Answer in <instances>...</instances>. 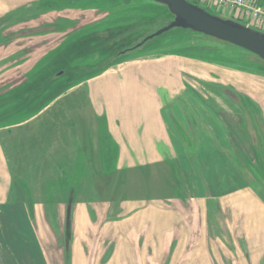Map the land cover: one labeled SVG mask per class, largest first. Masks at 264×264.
<instances>
[{
    "label": "crops",
    "instance_id": "0c3cea01",
    "mask_svg": "<svg viewBox=\"0 0 264 264\" xmlns=\"http://www.w3.org/2000/svg\"><path fill=\"white\" fill-rule=\"evenodd\" d=\"M172 60L178 62L171 68L177 85L182 74L194 78L188 80L183 96L171 98L151 117L140 111L145 98L133 95L131 110L138 114L131 115L129 110L122 124L120 117L112 115L111 120L106 112L98 114L93 109L96 119L105 121L104 127L99 124L83 133L74 150L56 162L54 186L59 192H49L51 173L44 177L48 184L36 201L25 181L12 170L9 174L3 164L0 264H65V257L70 264H101L109 244L113 254L107 264H163L165 256L167 264H261L264 201L257 191L259 182L244 163L248 152L242 145L241 153L237 151L227 129L196 92L215 77L222 86L245 94L260 114L264 96L259 78L195 60L163 58ZM136 62L117 65L75 86L94 84L117 68L121 74L120 69ZM146 70L154 72L150 67ZM160 80L163 88L174 85ZM133 85L139 92L140 85ZM104 88L108 94L110 89ZM98 95L105 104L103 94L97 91ZM249 161L254 167L253 155ZM159 168L169 170L172 181L165 179L152 198L151 194L127 198L123 189L130 172L146 173L145 179L151 181L158 177ZM119 184L117 192L114 187ZM66 228L71 233L68 244Z\"/></svg>",
    "mask_w": 264,
    "mask_h": 264
},
{
    "label": "rangeland",
    "instance_id": "374dc122",
    "mask_svg": "<svg viewBox=\"0 0 264 264\" xmlns=\"http://www.w3.org/2000/svg\"><path fill=\"white\" fill-rule=\"evenodd\" d=\"M73 1L0 0V4H4L0 6V172L6 165L9 174L12 170L18 179L25 181L26 187L37 196L36 201L43 192L44 185L48 184L45 178L48 179L47 176L51 173L52 185L49 192H59L60 188L54 186V174L58 169L56 162L63 160L65 152L74 150L83 133L99 127V124L104 127L105 121L96 119L93 109L98 114L106 112L111 120L112 115L120 117L119 124H122L126 113L134 108L133 95L145 98L146 103L144 102L140 111L143 116L151 117L156 115L160 106L171 102V98L176 100L183 96L189 87L188 80L192 77L182 74L180 70L184 77L177 85L175 72L171 68H176L178 62L163 61L165 57L195 60L250 74L259 78L261 96H264L263 61L232 45L183 30L169 32L126 56H116L115 61L114 58H109L111 55L107 48L92 54L95 45L98 47V42L106 36L99 34L103 31L124 32L135 26L133 30L122 33L119 39L121 42L123 40L119 44L122 49H127L171 21L172 16L165 7L148 0ZM188 1L195 2L201 8H208L212 15L264 32V29H258L250 22L240 21L233 14L218 12L212 6L197 0ZM62 3L73 7L61 9ZM51 7L55 9L52 10ZM208 49L218 51L221 57L231 62L224 64L214 56L207 55ZM107 59L112 63V69L136 60L138 64L130 63L131 67L120 69L121 74L117 68L116 72L112 71L110 76L94 84L68 88L71 81L81 77V71L77 67L95 65ZM140 62L149 64L140 65ZM149 67L154 72H148L146 69ZM182 68L183 66L179 69ZM59 71H63L64 76L57 78L55 75ZM160 76L165 82L174 85L169 89L161 87ZM212 79L211 83L202 85L196 92L205 98L200 101L206 104L222 127L227 129V135L238 152L241 153V145L245 144L243 150L248 152L245 155L249 158L244 157V163L253 180L259 182L256 184L257 191L264 201V103L259 108V114L255 103L246 98L245 94L222 86L215 77ZM132 82L140 85L139 92ZM104 87L110 89L108 94ZM97 91L103 94L105 104L103 98L96 96ZM177 93L179 95L175 97ZM136 101L134 100L135 103ZM138 101L140 104V99ZM133 114L138 113L131 110V115ZM252 154L254 167L249 161ZM166 170L159 168L156 171L158 177L154 176L151 181L145 179L146 173L130 172L123 189L127 198L148 197L150 194L152 198L156 191L162 189L165 179L172 181L171 172ZM4 190L5 183L0 176V199ZM114 190L118 192L120 184ZM164 190L165 188L162 191ZM261 264H264V255Z\"/></svg>",
    "mask_w": 264,
    "mask_h": 264
},
{
    "label": "water",
    "instance_id": "95a60500",
    "mask_svg": "<svg viewBox=\"0 0 264 264\" xmlns=\"http://www.w3.org/2000/svg\"><path fill=\"white\" fill-rule=\"evenodd\" d=\"M163 6L172 16L171 21L165 23L153 33L141 38L131 47L123 50L119 56L123 57L142 49L153 40L173 31H190L216 41L232 45L248 52L264 62V33L239 22L212 15L201 7L186 0H149ZM59 71L55 76H63ZM71 207V205L69 206Z\"/></svg>",
    "mask_w": 264,
    "mask_h": 264
},
{
    "label": "trees",
    "instance_id": "16d2710c",
    "mask_svg": "<svg viewBox=\"0 0 264 264\" xmlns=\"http://www.w3.org/2000/svg\"><path fill=\"white\" fill-rule=\"evenodd\" d=\"M73 1V0H72ZM75 3H78L79 0H74ZM73 1V2H74ZM85 1H89V0H80L81 3H85ZM108 2L112 1V0H106ZM149 1V0H148ZM193 4H196L195 2H192ZM54 5V4H52ZM198 5V4H196ZM63 7V8H62ZM62 7L60 6L61 9H69V8H72L73 6L72 5H64V3H62ZM205 11H207L208 13L212 14V12H210V10H208V8H205V7H202ZM52 10L55 9V7H51ZM145 25H147V23H145ZM135 26H133L134 28ZM132 27H129L127 30H125L124 32H116V33H112V32H109V31H103L102 33H99L100 35L102 34L103 36L106 35L105 37L101 38V41L98 42V47H95L93 48L94 51L92 52V54L94 53H97L99 51H102L104 50V48H107L108 49V53L111 55L109 58H114L113 60L115 61L116 60V56L117 57H121L119 56V54L125 50V49H122L121 44L123 42H121V40H119L121 38V36L123 35L122 33H127L131 30H133ZM149 28V27H148ZM183 32H188L190 34H194V35H199V34H196V33H192L190 31H183ZM109 33V34H108ZM115 41H114V40ZM110 42H112V44H110ZM108 46H111L112 48H114L113 50L112 49H109ZM116 47V48H115ZM97 48V49H96ZM241 50V49H240ZM207 55L210 54L212 56H214L216 59L220 60L221 62H223L224 64H226L227 62H231L230 60L226 59V58H223L219 55L218 51H215V50H211V49H208L206 51ZM226 59V60H225ZM109 59L107 60H104V62H99L95 65H89V66H79L77 67L79 71H81V77H77L75 80L71 81L72 83L68 85V88H71L74 84L77 85L81 82H83L84 80H87V79H91V78H94L100 74H102L104 71H106L107 69L111 68V65L109 62H108ZM105 64V65H104ZM110 64V65H109ZM228 64H232V63H228ZM89 72V73H86V72ZM63 76H64V73H63Z\"/></svg>",
    "mask_w": 264,
    "mask_h": 264
},
{
    "label": "built area",
    "instance_id": "2783aa9c",
    "mask_svg": "<svg viewBox=\"0 0 264 264\" xmlns=\"http://www.w3.org/2000/svg\"><path fill=\"white\" fill-rule=\"evenodd\" d=\"M218 12L235 15L240 21L250 22L264 29V0H197Z\"/></svg>",
    "mask_w": 264,
    "mask_h": 264
},
{
    "label": "flooded vegetation",
    "instance_id": "af4514ba",
    "mask_svg": "<svg viewBox=\"0 0 264 264\" xmlns=\"http://www.w3.org/2000/svg\"><path fill=\"white\" fill-rule=\"evenodd\" d=\"M257 135H258V134H257ZM241 137L243 138L244 136L241 135ZM242 138H241L240 140H242ZM241 144H242V143H241ZM244 145H245V144L243 143L242 146H244ZM244 147H245V146H244ZM252 155H253V154H252ZM254 156H255V151H254ZM256 169L258 170V166L256 167ZM175 179H176V181H177V183H178L177 176H175ZM105 182H107V179H105ZM177 183H176L175 186L172 187V189H173L174 192H175V190H177V186H178ZM174 194H175V193H174ZM182 202H183V201H182ZM185 202H186V201H185ZM70 236H71L70 230H69L68 228H66V230H65V244H68V242L70 241ZM98 247H99V246L96 245V248L93 250V254L90 255L92 258L95 257L96 252H97V250H98ZM138 250H139V247L137 246V251H136V253H138ZM66 253H67V252H66ZM68 253H71V252H70V249H69ZM112 254H113V245H112V244H109V245H107L106 248H105V251H104V253H103V256H102V258L100 259V263H101V264H107V263L109 262V260L111 259ZM66 255H67V254H66ZM168 260H169V257L167 256V258H166V256H165L163 264H167V261H168ZM65 264H70V262L68 261V257H67V258L65 257Z\"/></svg>",
    "mask_w": 264,
    "mask_h": 264
}]
</instances>
